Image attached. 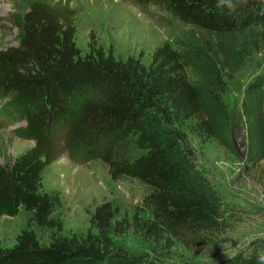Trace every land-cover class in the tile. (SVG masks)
<instances>
[{
    "label": "trees",
    "instance_id": "trees-1",
    "mask_svg": "<svg viewBox=\"0 0 264 264\" xmlns=\"http://www.w3.org/2000/svg\"><path fill=\"white\" fill-rule=\"evenodd\" d=\"M155 4L180 21L215 34L264 29V0L233 7L230 0H134ZM15 18L19 43L0 50V125L20 119L18 135L34 145L0 164V217L23 208L39 227H57L53 213L62 204L59 191H46L45 169L63 151L76 163L100 160L117 181L139 179L147 217H135L136 229L154 240L177 239L186 247L225 229L221 207L198 187L180 154L183 127L213 136L223 114V80L205 92L189 75L188 60L165 42L149 63L141 57L106 53L95 39L89 52L76 43L73 14L60 5L36 0ZM217 89V90H216ZM259 113L253 160H264V72L246 89ZM261 108V111H260ZM260 123V122H259ZM253 147V148H254ZM144 153L135 157L133 149ZM264 165V164H263ZM115 211L110 203L96 208L91 221L98 233L53 237L42 244L32 229L15 245L0 248V264H138L116 248L110 234ZM219 264H264V240Z\"/></svg>",
    "mask_w": 264,
    "mask_h": 264
},
{
    "label": "rangeland",
    "instance_id": "rangeland-1",
    "mask_svg": "<svg viewBox=\"0 0 264 264\" xmlns=\"http://www.w3.org/2000/svg\"><path fill=\"white\" fill-rule=\"evenodd\" d=\"M34 1L0 0V50L18 45L20 32L11 16L23 15ZM41 1L63 6L73 14L76 43L83 54L95 39L106 53L125 59L141 57L149 63L155 48L168 42L185 54L191 79L205 92L218 83L217 71L223 80L220 89L228 117L221 114L213 136L183 127L180 154L198 187L221 207L225 229L191 248L174 238H149L134 223L136 216H148L141 205L147 187L136 178L115 181L102 161L76 163L63 151L43 174L44 190L61 194L62 204L52 218L59 219L62 231L37 226L21 208L16 216L0 217V248L15 245L25 229L34 230L42 244L57 235L97 234L91 219L103 203H110L115 211L110 234L114 245L138 264H219L253 241L264 240V160H253L254 137L261 121L259 113L248 117L254 112V102L245 95L264 72V29L210 33L180 21L158 5L140 6L134 0ZM246 1L230 0L235 8ZM4 102L0 100V108ZM24 125L20 119L0 125V164L34 145L33 140L18 135ZM144 152L133 149L135 157Z\"/></svg>",
    "mask_w": 264,
    "mask_h": 264
}]
</instances>
